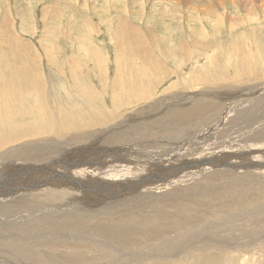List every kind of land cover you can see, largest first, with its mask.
I'll return each mask as SVG.
<instances>
[{
  "label": "rangeland",
  "instance_id": "374dc122",
  "mask_svg": "<svg viewBox=\"0 0 264 264\" xmlns=\"http://www.w3.org/2000/svg\"><path fill=\"white\" fill-rule=\"evenodd\" d=\"M185 1L192 2L190 4L184 5ZM236 1H239V3H237ZM243 1L246 0H0V60H2L0 61V71H3V73L0 74V88H2V95L4 100H9L12 97L16 96L19 101L18 107L13 104L11 105L13 109L17 108L19 110L14 111L12 113L11 120L13 122L11 124L8 123L9 129L12 130V132L17 136L24 132L21 128L23 124L30 123L31 125H34L36 122L37 126L39 124V121L35 119L37 109L41 118L50 117L53 121H56L57 114L53 112V110L47 109V104L45 102L47 91L50 93L53 92L51 93L52 97L54 96L53 100L56 101V107H58L57 109L60 110V114L63 116L61 119L68 118L70 122L71 120L82 118L85 123L82 126L83 128L77 129L81 133V135L79 133L77 134V130H67L65 128H62L64 130L61 131L62 135L60 134V131L59 133L53 134L50 129L46 127V124L45 127L40 126V129L43 128L41 131L38 129L34 133L30 132V134H25V136L15 138V140L11 141L12 145L10 144V142H8L7 144H4L1 147L2 149L0 148V152H6L11 149V153H8L9 156L7 155L8 157L4 158L5 161L2 163V167L8 164L9 161L6 160L14 159L17 160V162H20L19 158L22 159L20 156L21 152L17 150V148L23 144H26V146L28 147H36V151H34V153L37 152V154L39 155L37 156L39 157L38 160L43 156L44 158L42 159L51 157V160L57 159V157H63L66 159L71 158L69 162H73L71 166L74 167H72V169H77L75 170V174H77L80 179L82 178L80 181L75 180V182L79 181L78 184H81V187L83 188H87V184H91L92 187L96 186L99 182L96 183V181L93 180H91V182L90 180L83 178L85 176H79L78 172H80L81 170H79L80 168L77 165H80V167L83 168V165L85 164L78 163V157L74 156L77 155L79 152H75V149H87L91 152L95 147H102L103 145H106H96L97 141L95 140L92 133L95 132L97 129L105 127V125L107 127V125H109L110 123L112 127H125L127 125V120L124 118V116L137 111L140 106L142 107L141 109H144L143 107L149 106H151L149 108H152L153 104L151 103L154 100L157 101L161 98L167 99L171 97H180L186 94H195V92V95L203 96L210 94L211 97L214 98H212V100L210 98H208V100H204V98H202V101L200 102L206 105L209 102L208 104L212 105L210 107L212 110H216L218 105L220 108L216 110L219 112H217V115H222V112L226 111L227 108H230V112H228L227 115V117H229L227 125L230 128L228 130L230 133L237 132L236 134H234L236 137L234 139L235 143H237L240 136H243L245 135V133H248L252 130L259 129V133L264 132V119L262 120L263 122L261 121L257 126L249 127L250 125H253V122H258V120L256 121L253 119L256 114V117H262V115L264 114V105H262L261 103L257 104V108L261 110L254 108L255 106H253V108L246 107L244 109H239L240 111H237L236 109L240 106L238 105L240 103H237V101L239 100H247L248 98L249 102L252 103H256V101L258 102V100H264V97L262 98L264 94L261 95V93H259L258 95H255L253 93H245V91L247 90H243L242 92L237 90L239 88L248 86L249 84L264 83V11H262V9H260L259 7H257L258 9L255 7V10H252L250 6H246L247 8H245ZM252 4H257V2ZM259 5L260 4L258 3V6ZM164 6L166 7L167 11L168 9L177 11L179 14L178 16L182 15L184 16V19H178L180 20L178 21L177 18H171L170 15L166 12H162L164 14L163 16V14L161 13V9L165 10V8H163ZM189 17L193 18H190L192 20V23H188ZM124 18L130 21L132 24H136L140 28L139 34L142 35L140 40L143 45H140L139 50H136L135 54H131L132 47L130 45H127L128 43H125L124 41L125 39L129 43H131L132 37L127 35L126 33L123 34L124 39L121 36L123 30L120 27H122L121 21L122 19L124 20ZM118 27L120 32L117 31ZM117 37L120 38V41ZM149 37L156 38V44L153 45V43H151L148 39ZM189 42H193L195 43V45L198 46H190ZM143 46L147 49V53H149L151 57V62L159 61L155 64V67H158L157 70L156 68L154 70H147V68H144L145 64L148 62V57L146 55L143 56L141 54L142 51H144L141 48ZM181 46H184L185 51L182 54H177ZM171 47L176 48L171 49ZM164 51L168 55L164 54ZM173 53L176 54L174 55ZM137 56L140 57V59L136 58ZM178 57H183V59L180 60ZM240 61L242 64L240 63ZM119 62L123 65H121ZM135 65L140 68H137V66ZM114 66L116 67L114 68ZM119 71L121 73H119ZM137 71H139V73ZM239 71L242 72L240 73ZM174 72L175 74L176 72L178 73L175 75ZM141 76H145L146 78H142ZM176 77L178 78L176 79ZM35 79L39 85L37 83L35 84ZM145 79L147 80V82ZM129 81L131 85L129 84ZM119 82H121L122 84ZM133 82L136 83L134 84ZM138 82L143 83H140L139 85ZM128 84L129 86H127ZM235 86L238 87L236 88ZM130 87H134L135 89H131ZM233 88L236 89L233 90ZM128 89L130 90L129 93ZM139 89H141V91ZM221 90H223V92ZM216 91L219 92V94ZM134 92L137 94H135ZM237 92L244 94V98L241 99L240 97H243V95H240V93L238 94ZM235 93L239 95V98H233L232 102L231 97H233ZM251 95L254 96L252 97ZM216 96H218L216 98L217 100H215ZM224 96H226L227 100L231 98L229 100L230 104H237V107L235 105L230 106L226 103V106H224L223 109L221 107V99L225 98ZM136 97H140V100ZM130 98H132L134 101ZM127 99H130V105H128L129 103ZM148 99H152L151 102H149ZM84 101H90L93 104H96V107L98 108L96 109V111L101 112L100 119H102V121L98 118H93L91 116V113L95 112L94 109L91 110V113L87 119L88 111L84 107ZM216 101H219V104L216 103ZM169 102L165 105L163 104L166 107L164 110H161L160 113L158 112L160 114L158 115L159 118L164 117V114L167 111H172L175 107H177L176 105H173V101L170 102V104ZM188 102L189 101H187V103ZM134 103L136 106L134 105ZM116 105L119 107H117ZM252 105L253 104H251L250 106ZM113 107L114 109L117 108L116 112ZM168 107L170 108L169 110ZM149 108L147 109L149 110ZM76 109L80 110L79 117H76ZM147 109L144 111L147 112ZM220 109L222 110L221 113ZM253 109H255L254 111H256V114L254 113V115L253 113H250V115L247 116L248 113H245L246 115L242 117L239 114L248 110L254 112ZM147 113L145 118L152 119L151 112ZM117 115L122 116L119 119H116ZM107 116H109V118H107ZM103 117L109 119L110 122L108 124H105L103 122ZM238 117L240 121L235 123L234 119ZM93 119L100 120V122L98 123H101L102 125L99 124L98 126L97 123L93 125H88L87 122H92ZM0 121L2 123H7L8 118L4 113L0 114ZM247 122H251V124L247 126ZM223 123L226 122L222 121L221 124ZM261 123H263V125ZM93 127L97 129H93ZM138 127L147 130L150 127V124H147L146 126L139 125ZM241 127L246 128L244 129V132L243 130L239 132L236 130L240 129ZM88 128L90 129V131ZM156 128L157 127H154L153 134L159 133V129L157 128L156 130ZM135 131L130 133L133 135V138L131 139L132 141L138 140ZM149 132L150 131H148V134ZM256 132L257 131H254L253 133ZM143 133H145V131ZM217 133H221V131L215 130L212 136L217 135ZM110 135L114 138L117 137L116 133ZM51 136L57 138L55 139ZM59 136L62 137L59 138ZM67 136L69 137L68 140ZM77 137H79V139H77ZM203 137L207 139L210 138L211 135L208 133L207 136L203 135ZM75 138L79 142L74 141L76 140ZM71 139L73 140V142L71 141ZM217 139L218 137H216L210 142H205L203 145L205 147H203L202 150H195L191 153L192 155L189 154L191 156L186 158L185 160L183 159V155L181 157L180 155L174 157V162H172L171 159V163L174 164L175 167L174 170L173 168L168 169V165L164 166V168H167V170L161 167L162 170L160 168V171L163 172V175H160L158 172H156L155 177L150 182L152 187H155V182H158L159 184L160 182H162L163 179H165V184L169 181L167 185L168 189L170 191L172 190L171 192L175 191L173 189L178 187H182L183 189L190 191L192 187L199 185L191 183L190 181L188 185H186V182V186H182L183 184L180 180H183V178L187 174H190L189 170L191 172L196 171L200 168L199 164H202V162L199 163V161L203 159L202 155L206 153L209 148H212L217 143H220L219 141H217ZM23 140L30 141L29 143H26V141L24 142ZM20 141L22 142L19 143ZM48 143H50L51 145V150L55 152L56 149L55 153L53 151L50 152V148H44ZM64 145L66 146L65 150L63 149L65 147ZM23 148H21L22 154ZM133 148L134 143H132L130 149L125 152L107 155L105 158L100 159L99 162L96 161L94 163L95 165L90 170V174L92 175L93 179H103V184L105 186L109 185L110 183L107 182L105 179L112 180L114 178L113 174H111L110 171H115L117 185H115L114 190L111 191L119 193V197L118 195L115 197L117 200L113 198L114 196L109 195L108 193H106V195L108 194L107 196H103L100 194L96 195L92 192L91 194L88 192L87 194H85L84 192L79 191L77 187H73L71 183L68 182V187L66 183L63 182L65 185L62 183V180L54 178L51 181L57 182V188L54 186H47L46 188L40 190L41 195L46 190H54L56 193L50 199L48 198L46 200L42 199L38 195H24L23 193L12 197V201L20 199L21 204L27 205L21 207L20 210H17L18 212H14L12 210L10 212H0V227H2L0 228V242L3 240L7 241L9 237L13 235V232H11L10 230V232H8L7 230L8 226H11L10 224H14L19 221L25 223L36 220L35 218L42 216L39 214V216L37 214H32V217L31 213H35V210L41 211L44 215H51L55 207L62 206L61 202L64 199L67 200L69 198L68 200L74 201V203L80 205V208H75L78 209L84 215H89L94 212L96 213V210L100 211L106 208L108 205H112V203L114 204L115 201H125L126 203L131 202L130 200H132L133 198H139V200L141 201L140 194L135 195L134 192L136 190L133 189L134 187L136 189L143 187V185L149 181V177L146 175L145 179L139 178L138 170L136 168L137 156L133 153ZM16 154H18V156ZM16 156L18 157L17 159ZM23 156L25 157V155ZM176 158L181 159L178 160ZM189 158L192 159H190V162ZM29 159L30 158H28V160H25L29 163L27 165L28 167L32 166L33 163V166H43V164L48 165L51 161L41 160L40 162H38V160H34L35 162H31L29 161ZM72 160H75L77 164H74V161ZM21 161H23V159ZM196 162L199 164H196ZM209 162L210 164L203 163V166H201V168L204 169L207 167L209 169L211 168V170L214 169L215 171H217V168L212 164V160H210ZM215 163L219 166L232 168L235 167L231 166L230 164L224 165L218 161H216ZM159 164L160 163L156 164V162L153 161H146V166L144 164H138V167L141 171H145L146 167L150 170L156 167L157 170ZM161 164H168V161H161ZM181 164H183V166ZM53 165L60 166L59 164L57 165L55 163ZM25 168H23L22 170H24ZM257 168L258 171L251 168L250 165V169L254 173L231 171L229 172V178L233 181L234 179L240 180L241 177H243L246 180L258 182V186H255L256 189H254V191L258 190V187L260 188L264 185V168H259V166ZM177 171H179V173ZM28 172L30 173V170L27 171V174ZM84 180L87 181V184ZM199 182H202V179H199ZM177 184L179 186H177ZM7 185L9 186V184ZM32 186L35 185L30 183L26 185V188L29 189ZM160 186L162 185L156 186L153 192L159 191ZM119 190H121V192H118ZM60 192H63L64 194H61ZM59 194L61 196H59ZM237 196H239V194H237ZM60 197L62 199H60ZM161 197L171 196L162 195L156 197L155 199ZM261 198L263 199L264 197ZM261 198H259L260 201L258 199V201L256 200L257 203H251L252 206L248 204L250 208L247 207V205H241L240 208L234 207V210L244 209L245 207L248 209H254L255 206H259L264 203ZM53 199L55 203L53 202ZM1 203L2 201H0V204ZM26 207H28L30 210ZM72 207L73 204L71 203L69 205V208ZM126 207L128 208L129 206ZM69 208L67 209V211L70 210ZM26 209H28L29 212ZM91 211L93 212L91 213ZM230 211H233L232 208L223 211V214L221 213V215L227 216ZM167 212L174 213L172 209H169V211ZM187 214L191 215V213H186V215ZM218 214L220 213L214 214L216 218H214L215 216L210 215L207 216L208 218H206V215H202L203 217L200 216V220L206 221L203 222L202 225L211 224L207 221H214L215 219H218ZM24 215H26V217H24ZM194 218L198 219V217ZM88 220L87 221L89 224H91L93 221H91V219ZM242 221L243 220H241L240 222ZM189 223H194L196 228L199 227V221L198 223L196 221H193V223L190 221ZM212 228L214 229V231H217L219 233H210V235L206 239L199 240V242H194L193 238L191 242L192 244L185 245V249L181 247L179 250L190 253L192 251H195L197 247L202 249V242H204L205 244L209 241H215L217 239H224L227 241L232 238L235 239V236L230 234H228L227 236L225 235V237L224 234L220 232L219 228L214 225ZM175 232H177L176 229L172 231H167L164 233L163 237L155 238L153 243H157V241H160L162 238L167 237L169 235L171 238L172 236H174L173 234ZM172 244L168 247L166 251L175 250V248L172 247ZM130 247L133 248L134 245ZM189 248L193 249L186 250ZM4 250L0 248V251L2 253L3 251L4 253H7L8 249L4 248ZM17 259L18 258H16L15 260ZM171 260L173 259L167 258L163 259L161 262L164 263Z\"/></svg>",
  "mask_w": 264,
  "mask_h": 264
},
{
  "label": "bare ground",
  "instance_id": "6f19581e",
  "mask_svg": "<svg viewBox=\"0 0 264 264\" xmlns=\"http://www.w3.org/2000/svg\"><path fill=\"white\" fill-rule=\"evenodd\" d=\"M191 2L192 1H189V2L185 1L184 5L190 4ZM243 2H244L243 4L245 8L250 6L252 10H255L254 9L255 7L256 8L259 7L260 9H262V11H264V0H246ZM255 2H257V4H252ZM237 3H239V1ZM258 3L260 4L259 6H258ZM163 8H165V10L161 9V13L166 12L173 19L174 18H177V20L184 19V16L182 15L178 16L179 14L177 11H173L172 9L170 10L168 9L167 11L165 6ZM190 18L192 17H189L188 23H192L191 22L192 20ZM121 22H122V27L120 28L123 30V32L121 33V36L124 39L123 34L126 33L127 35L132 37L131 43H129L125 39L124 41L125 43H128L127 45H130L132 47L131 54L132 53L135 54V51L139 50L140 45H143L140 40L142 37V35L139 34L140 28L136 24H132L130 21H128L125 18L124 20L122 19ZM117 31L120 32L119 27ZM148 39L150 40L151 43H153V45L156 44V41H155L156 38L149 37ZM118 40L120 41V38H118ZM189 45L194 46L195 43L189 42ZM196 46L198 45H195V47ZM141 48L142 50H144L142 51L141 54L143 56L146 55L148 57V62L146 61L147 62L146 64L143 62L145 64V67L144 66L143 67L147 68V70L148 69L154 70L156 68L155 64L159 61L151 62V57L149 53H147L148 52L147 49L144 46ZM173 48L175 49L176 47H171V49ZM184 51H185L184 46H181L177 54H182L184 53ZM164 54L168 55L165 51H164ZM180 56H183V55H180ZM136 58L140 59V57L138 56ZM179 59L181 60L183 59V57ZM120 64L123 65L122 63ZM144 64H141V65H144ZM115 67L116 66H114V68ZM137 68H140V67L137 66ZM157 69L158 67L156 68V70ZM137 72L139 73V71ZM1 73H3V71H0V74ZM119 73L121 72L119 71ZM177 73L178 72H176V74ZM135 74H136V71H135ZM141 77L146 78L145 76L144 77L141 76ZM177 78L178 77H176V79ZM130 81H129V84H130ZM34 82L35 84L37 83L36 79L34 80ZM143 82H140V83L142 84ZM133 83L135 84L136 82H133ZM129 84L127 86H129ZM134 87L131 89H135ZM235 87L237 88L238 86H235ZM236 88H233V90ZM137 89H138V86H137ZM139 90L141 91V89ZM237 90L241 92L243 90H247L245 91V93H253L255 95H258L259 93H261V95H263L264 94L263 92L264 83L263 84H259V83L249 84L248 86L239 88ZM221 91L223 92V90ZM129 92L130 90L128 89V93ZM51 93L47 91L45 102L47 104V109L53 110V112L57 114L56 121H53L50 117L41 118L39 115V111L37 109L35 119L39 121L38 122L39 124L37 125L39 127L36 126V122L34 125H31L30 123L23 124L21 128L23 129L24 132L16 136L12 132V130L9 129L8 123L11 124L13 122L11 120L12 113L14 111L19 110L17 108L13 109L11 105L13 104L16 107H18L19 101L16 98V96L12 97L9 100H4L3 95H2V88H0V114L4 113L8 118L7 123H2L0 121V148L4 144H7L8 142H10L11 144V141L15 140V138L17 137L25 136V134H30V132L34 133L38 129L41 131L43 128L40 129L41 128L40 126L45 127L46 124H47L46 127L49 128L53 134L59 133V131L61 134V131H64L62 128H65L67 130H77V129L83 128L82 126L85 123L82 120V118H77L76 120H71L70 122L68 118L61 119L63 116L60 114V110L57 109L58 107H56V101L53 100L54 96L52 97ZM217 93L219 94V92ZM237 93L239 94L240 92H237ZM195 94H186L180 97H171L167 99L161 98L157 101L154 100L151 103L153 104L152 108H149L151 107L149 106V107H143L144 109H141L142 107L140 106V108H138L137 111L134 110L135 112L129 113L124 116V118L127 120V125L125 127H119V126L112 127L111 123L107 125V127L106 125L105 127H103L104 126L103 125L102 126L103 128H100V129L93 127V129L94 128L97 129L95 132L92 131L93 132L92 134L95 140L97 141L96 145H102V144H106V145H103L102 147H95L91 152L87 149H82V150L75 149V152H79V153L75 155L74 157H78L77 160L79 161L78 162L79 164H85L83 165L84 166L83 168H81L80 165H77L80 168L79 170H81L80 172H78L79 176L80 175L85 176L83 178H86L90 181L91 180L96 181V183L99 182L97 183L98 185L93 186V187H98V188H93L91 184H87V181L84 180L87 184V188H84L85 191L80 190V189L78 190L84 192L85 194H87V192L91 194L92 192L96 195L100 194L103 196L106 195V193H108L109 195L114 196L113 198L116 199L115 197L117 195L119 197V193L111 191V190H114L115 185H117V178L115 175V171L114 170L110 171V173L113 174L114 178L112 180L105 179L107 182H110L109 185L105 186L103 184V179H98V180L93 179L92 175L90 174V170L95 165L94 163L96 161L99 162L100 159L105 158L107 155H112V154L119 153V152H125L129 150L131 147V144L134 143L133 153L137 156L136 168L138 170L139 178L145 179L146 175L149 177V181L146 182L143 185V187L138 188V189L134 187L133 189V190H136L134 192L135 195L140 194L141 201L139 200V198H135V199L133 198L132 200H130L131 202H126V203L125 201H115L114 200L115 201L114 204L112 203V205L110 204L106 208L100 211L96 210V213L95 212L92 213L93 211H91L92 214L88 213L89 215H84L78 209L75 208V207L80 208L79 207L80 205L74 203V201L68 200L69 198L67 200L63 198L64 200L61 202L62 206L55 207L51 215H44L42 214L41 211L35 210V213H31V215L39 214L42 216L38 215L39 217L35 218L36 220L25 222V223H22V221L18 220L19 222L10 224L11 226H8V229H7L8 232L10 231L13 232V235L9 237L7 241L3 240L0 242L1 249L3 250L4 248L8 249L7 253H4L5 250L3 251V253L1 252L2 250L0 251V264H264V203L263 204L260 203L261 205L259 206L254 205L255 206L254 209H248L245 206H243L245 207L244 209L234 210V207L240 208L241 205H247V207L250 208L248 204L251 205V203L253 202L257 203L259 198L264 197V185L261 186L260 188L258 187V190L254 191V189H256L255 186L256 185L258 186V182L249 181L243 177H241L240 180L234 179L233 181L232 179L229 178V172L231 171H234V172L241 171L243 173L245 172L254 173L253 171H251L250 165H251V168L257 171H258V168H257L258 166L259 168H264V132L259 133L258 132L259 129L252 130L253 132L254 131H257V132L253 133L252 131H250L248 133H245V135L240 136L239 139L237 138L238 144L235 143L234 139L236 137L234 134H236L237 132L230 133L228 131L230 128L227 125V121L229 119L227 115H228V112H230V108H227V110L224 112H222V110L220 109L221 110L220 113L222 112L223 114L222 115L219 114L220 115L219 116L217 115L218 111H216L218 108H220L218 105H217L216 110H212L210 108L212 105L208 104L209 102L207 103V105L200 102L202 101V98H204V100L205 99L208 100V98L212 100L213 97H211L210 94L203 95V96L195 95ZM238 94L235 93L233 97H231L232 102H233V98L236 99L239 96ZM240 95H243V97L242 96L240 97L241 99H243L244 94L240 93ZM217 97L218 96L215 97V100H217L216 99ZM224 97L225 98L221 99L222 101L220 100L221 107L223 109H224V106H226V103L230 106L233 105V104H230V101H229L231 98L227 100L226 96ZM263 97L264 96H262V98ZM130 99L133 100L132 98ZM130 99H127L128 103ZM151 100H149V102H151ZM247 100L243 99V100L237 101V103H240L238 104L240 106L236 108L237 111H240L239 109H244L246 107L253 108V106H255L254 108L258 109L257 104L259 103L264 105V100H262L263 102L258 100V102L256 101V103L254 102L252 103V102H249V100L248 101ZM169 101L170 102L173 101V105H176L177 107H175L172 111H167L164 114V117H162L161 115L162 118H159L158 116L160 115L159 113L161 112V110L165 109L166 106L164 105L168 103ZM187 101H189L188 102L189 104L187 103ZM218 102L216 101V103ZM251 104L253 105L250 106ZM128 105H130V103ZM235 106L237 107V104ZM84 107L88 111L87 119L92 109H94L95 112H92L91 116L93 118H98V119L101 118V112L96 111V109L98 108L96 107L95 103L93 104L90 101H84ZM121 107H122V104H121ZM147 108H149V110ZM146 109L148 110L147 112H151L152 119L145 118L147 112L144 110ZM169 109L170 108L168 107V110ZM76 110H77L76 117H79L80 110L78 109ZM114 110L116 112L117 108ZM254 110L255 109H253V111ZM258 110H261V109H258ZM255 112L256 111L251 112V110H248L246 112H242L239 114L242 117H244L246 115L245 113H248L247 116H249L250 113H253L254 115ZM256 115L253 117V119L256 121L258 120V122L257 123L253 122L252 126L250 125L252 121L247 122L246 123L247 126L250 125L249 127H255L264 119V114L260 118L256 117ZM121 116L122 115H117L116 119H119ZM107 118H109V116H107ZM100 120L102 121V119ZM100 120L93 119L92 122L88 121L87 124L93 125L97 123L99 126V124H101V123H98L100 122ZM234 120H235V123L240 121L239 117ZM222 121L226 123L221 124ZM103 122L105 124H108L110 121L109 119L104 118ZM147 124H150V127L147 130H144L143 128L138 127L139 125L146 126ZM261 124L263 125V123ZM154 127H157L159 129L158 134H153ZM244 129L246 128L241 127L240 129H236V130L238 132L243 130L244 132ZM215 130H219L221 131V133H217V135L212 136ZM134 131L136 133V136L138 137V140L136 141L131 140L133 138V135L130 133ZM144 131L145 133H143ZM148 131H150L149 134H148ZM78 133L81 135L79 131L77 132V134ZM115 133L117 134L116 138L110 135V134H115ZM208 133L211 135L210 138L206 139L205 137H203V135L207 136ZM61 137L59 136V138ZM216 137H218L217 141H219L220 143H217L214 147L209 148L208 151L202 155L203 159L199 161V163L202 162V164H199L197 162L196 164H199L201 168V166H203V163L210 164L209 161L212 160V164L217 168V171H215L214 169H212L213 170L212 171L211 168L209 169L207 167H206L207 169L199 168L196 171H191V172L189 170V173L191 175L187 174L183 178V180H180V178L179 180L183 184L182 186L188 185L190 181L191 183H195L196 185L199 184L195 187H192L190 191H187L183 189L182 187L181 188L178 187V188H174L173 190L175 191L171 192L172 190L170 191L167 185L169 181L167 180L168 182L166 181L167 183L165 184L164 183L165 179H163L162 182H160L159 184L158 182H155V187L158 185H162V186L159 187V191L153 192L155 187H152L150 182L155 177L156 172H158L160 175H163V172L160 171L161 167L164 168L165 165H168V169L173 168L174 170L175 167H174V164L171 163V159H172V162H174L175 160L174 157H177L179 155L181 157L183 155L185 157V158L183 157V159L185 160L186 158L190 157L192 155L191 153L194 152L195 150H202L203 147H205L203 146L205 142H210L214 140ZM53 138L56 139L57 137H53ZM68 138L69 137L67 136V140ZM72 139L71 141L73 142ZM77 139H79V137H77ZM77 139L74 141H77ZM29 141H26V143L27 142L29 143ZM21 142L22 141H20L19 143ZM21 148H23V154H22ZM44 148L45 149L50 148L49 151L50 152L53 151L51 150L50 143H48ZM63 149L65 150L66 146ZM17 150L21 152L20 156L23 159V161H21L22 159L20 158H19V161L21 163L17 162V160H14V159L6 160L9 162L3 167H2V163L5 161L4 158H7L9 156L8 153L11 151V149L6 152H0V197H1L0 201H2V203L0 204V212H10L11 210L14 212H18L17 210H20L21 207H24L25 205H27V204H21L20 199L16 201H12V197L17 196L20 193H23L24 195H29V194L38 195L42 199H46V200L48 198L49 199L52 198L56 193L54 190L52 189L46 190L44 191L42 195L40 194V190L46 188L47 186L56 187L57 182L51 181L54 178L58 180H62V183L63 182L66 183L68 187H69L68 185L69 180L71 182L72 180L80 181L82 179V178L80 179L78 175L75 174L76 173L75 170L77 169H72V167H74V166H71L73 162L71 161L69 162L71 158L66 159L63 157H57V159L51 160V157L50 158L47 157L48 159L47 158L42 159L44 158V156L43 157L41 156L42 158L38 160L39 157L37 156L39 155L37 154V152L34 153V151H36V147H28L26 146V144L19 146ZM55 152H56V149H55ZM16 155L18 156V154ZM23 155H25L26 158ZM17 156H16V159L18 158ZM28 158L32 159V160L29 159V161L31 162L32 161L35 162L37 160L38 162H40L41 160H48V161L51 160V161H50V164L48 165L43 164V166H38V165L33 166L34 165L33 163L32 166L28 167L27 165L29 163L25 161V160H28ZM190 159L191 158H189V162L192 160ZM164 160L168 161V164H161V161H164ZM72 161H74V164H77L75 160H72ZM146 161H153V162H156V164L160 163L158 166V169L156 170V167H155L154 169L150 170L146 167L145 171H141L138 167V164H144L146 166ZM216 161L224 165L230 164L231 166H235V167L232 168V167L219 166L215 163ZM54 163L57 165L59 164L60 166H55L53 165ZM108 163H112V162H108ZM181 165L183 166V164ZM23 168L25 169L22 170ZM164 169L167 170V168H164ZM28 170H30V173L28 172L27 174ZM177 172L179 173V171ZM38 173H41V178L30 177ZM26 177H30V178L25 181ZM199 179H202V182H199ZM79 181H76V182L78 183ZM11 182H13L14 184ZM30 183L35 186H32L31 188L27 189L26 185ZM7 184H9V186ZM88 186H91V187H88ZM177 186L179 185L177 184ZM102 189H105V190H102ZM118 192H121V190H119ZM61 194H64V193L62 192ZM237 194H239V196H237ZM162 195H167L171 197H161V198L155 199L156 197L162 196ZM59 196L61 195L59 194ZM60 199L62 198L60 197ZM262 200L264 201V198ZM137 201H140V202H137ZM53 202H54V199H53ZM71 203L73 204V207L69 208V205ZM126 206H129V207L127 208ZM85 207H88V206H85ZM68 208L70 210L67 211ZM231 208L233 211H230L229 214H227V216L221 215L223 211L227 209H231ZM28 209L26 210L28 211ZM169 209H172L174 213L167 212L169 211ZM186 213H191V215L189 214L186 215ZM215 213H220L218 214L219 216L218 219H215L214 221L209 220L207 222L211 224L202 225V223L206 221L200 220L201 219L200 216L206 215V218H208L207 216L209 215L215 216L214 215ZM24 217H26V215H24ZM194 217H198V219ZM214 218H216V216ZM88 219H91V221L93 220L91 224L88 223L89 221ZM241 220L243 221L240 222ZM190 221L192 223L193 221L194 222L196 221L197 223L199 221L198 223L199 227L196 228L194 223L193 224L189 223ZM213 225L218 227L220 232L224 234V236L225 235L227 236L228 234L234 235L235 239L232 238V239H229V241L224 240V239H217L215 241H209L208 243H205V244L204 242H202L203 243L202 249L197 247L196 249H199V250H196V249L195 251L191 250L192 252L190 253H187L186 251L185 253L184 251L179 250L181 247L185 249L186 247L185 245L192 244L191 242L193 238H194L193 240L194 242L196 241L199 242V240L206 239L210 235V233H219L217 231H214V229L212 228ZM174 229L177 230V232L173 234L174 236L170 238V235H169L167 237L162 238L160 241L156 240L157 243H153L155 238H161L163 237L165 232L172 231ZM9 234H12V233H9ZM171 244H172V247L175 248V250L166 251ZM132 245H134L133 248L130 247ZM190 249H193V248H189L186 250H190ZM16 258L18 259L15 260ZM167 258L173 259V260L164 262V263L161 262L163 259H167Z\"/></svg>",
  "mask_w": 264,
  "mask_h": 264
},
{
  "label": "water",
  "instance_id": "95a60500",
  "mask_svg": "<svg viewBox=\"0 0 264 264\" xmlns=\"http://www.w3.org/2000/svg\"><path fill=\"white\" fill-rule=\"evenodd\" d=\"M30 177H37V178H41V173H38V174H35V175H32V176H30ZM30 177H26L25 178V181L26 180H28ZM69 183H71L74 187H77L78 189H80V190H83V191H85V189L83 188V187H81L82 185L81 184H78L77 182H75V181H68ZM81 187V188H80Z\"/></svg>",
  "mask_w": 264,
  "mask_h": 264
}]
</instances>
